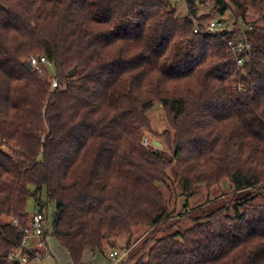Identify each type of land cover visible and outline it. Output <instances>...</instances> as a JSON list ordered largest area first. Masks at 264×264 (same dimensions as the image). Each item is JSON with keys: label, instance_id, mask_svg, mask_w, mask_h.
<instances>
[{"label": "trees", "instance_id": "16d2710c", "mask_svg": "<svg viewBox=\"0 0 264 264\" xmlns=\"http://www.w3.org/2000/svg\"><path fill=\"white\" fill-rule=\"evenodd\" d=\"M183 1L178 16L169 0H0V264H20L12 221L27 222L31 195L41 210L42 189L44 235L72 264L136 225L151 231L119 264H264V0ZM220 9L237 27L209 33ZM239 25L240 67L224 40ZM36 55L57 87L49 67H23ZM155 104L171 157L141 145ZM169 168L184 203L167 229L189 224L157 238L174 213L159 186ZM222 179L228 198L188 208L196 185Z\"/></svg>", "mask_w": 264, "mask_h": 264}, {"label": "rangeland", "instance_id": "374dc122", "mask_svg": "<svg viewBox=\"0 0 264 264\" xmlns=\"http://www.w3.org/2000/svg\"><path fill=\"white\" fill-rule=\"evenodd\" d=\"M169 2H170V5L174 7V9L176 10V14L178 16L186 14V7H185V3L183 0H169ZM210 8H211V3L209 1H206L203 5L199 6L198 14L209 12ZM219 19L223 21L224 26L234 28L235 20L225 9H220L214 15V19L211 21H217ZM48 71L50 75L54 73L51 67L48 68ZM147 114H148L147 117L149 118V124H148V128L142 130L141 145L146 146L150 151H154L156 149L157 153L160 151L164 153L165 156L171 157L172 149L168 144H166L165 137L161 136V133L167 128L165 111L160 105L155 104L148 111ZM152 141L160 142V146L155 147L154 145H152ZM171 169L169 168L166 171V173H168L166 182L164 184H160L159 186L163 192L164 198L168 201L169 210H172L174 213L171 215L170 219L154 227L155 230L157 229L155 233V237L157 238L162 235H165L169 231L182 229L189 224V221L183 218L179 223L173 225L171 229L169 230L167 229L168 226L171 225V223L175 220L177 213L182 211V204L184 203V197L181 195L178 196V194L181 192V188H179L180 186H178L177 181L174 178L173 173L171 172ZM231 193H232L231 188L227 186L226 179H222L218 184H215V185H205V184L196 185L195 193L189 196L188 208L189 209L196 208L197 206L204 204L206 200L214 199L215 197H220L222 194L224 195L225 198H228L231 195ZM39 197L42 202L41 210L47 217L46 228H47V231H49L52 204L47 202L46 193L43 189L40 191ZM219 200H221V197ZM25 209L28 215L32 214L34 210L39 209L38 205H36V200L33 195L28 197L26 201ZM148 231H151V230L146 225L133 226L131 228L130 233L115 239L116 240L115 246H117L118 244H121V245L125 244L126 241H129L130 243H136L139 240H141L146 234V232ZM46 242L48 244V249L51 254L50 255L47 254V252L42 250L41 248L42 251L40 252L39 256L36 257L35 259L30 260L26 264H56V261L58 262V264L62 263L61 257L58 254L59 249H62V248L60 247L58 242L55 240V238H53L49 234L47 235ZM137 244L138 243L131 246L130 247L131 249L129 251L133 250L134 247L137 246ZM105 245H107V243H104V246ZM40 247H43V246H40ZM123 253L127 254V252H123Z\"/></svg>", "mask_w": 264, "mask_h": 264}, {"label": "built area", "instance_id": "2783aa9c", "mask_svg": "<svg viewBox=\"0 0 264 264\" xmlns=\"http://www.w3.org/2000/svg\"><path fill=\"white\" fill-rule=\"evenodd\" d=\"M232 28L233 27L224 26V23L221 19L217 21H211L206 26L207 31L213 34H219L224 30H232ZM248 28L250 29L251 27ZM197 29L198 27L196 26L194 32H196ZM224 40L228 53L234 58L236 65L240 67L251 55V44L245 36L242 25L238 26L235 35ZM28 61L34 69H38L40 67L52 68L51 61H49L44 55L31 56ZM58 83L59 82L55 74L53 73L50 75V89L57 87ZM12 224L18 227L22 234V238L16 254H14L11 258H18L20 264H26L30 261L29 252L35 249V247H40L43 245V237L47 230V217L41 210L36 209L32 214L28 215L27 222L24 225L20 224L17 219H13ZM32 239L37 240L36 245L32 243ZM119 252L120 251L117 249H112L110 252V257L112 259H116L119 255ZM122 255H124V253L121 254V256Z\"/></svg>", "mask_w": 264, "mask_h": 264}, {"label": "crops", "instance_id": "0c3cea01", "mask_svg": "<svg viewBox=\"0 0 264 264\" xmlns=\"http://www.w3.org/2000/svg\"><path fill=\"white\" fill-rule=\"evenodd\" d=\"M46 238L47 235L43 237V247H35V250L38 252V255L40 254V252L42 250L46 251L47 254H51L49 249H48V244L46 242ZM32 243L34 245H36L37 240L36 239H32L31 240ZM113 244H107L105 246H103L102 250H90V249H86L83 251L82 253V257H81V264H119L120 259L123 257V255L121 256V254H123L122 252V246L121 244H118L117 246H111ZM61 247V246H60ZM114 247V248H113ZM42 248V250H41ZM62 248V247H61ZM112 249H117L119 250V255L116 259H112L110 257V252L112 251ZM62 250V251H60ZM59 256L61 257V264H72L71 260L68 256L67 251L62 248L59 249L58 251ZM46 254V253H45ZM43 256V255H41ZM32 260V259H30ZM56 264H58V262L56 261Z\"/></svg>", "mask_w": 264, "mask_h": 264}, {"label": "water", "instance_id": "95a60500", "mask_svg": "<svg viewBox=\"0 0 264 264\" xmlns=\"http://www.w3.org/2000/svg\"><path fill=\"white\" fill-rule=\"evenodd\" d=\"M23 67H24L26 70H28V71H30V70L32 69V66H31V64H30V62H29L28 60H25V61L23 62ZM74 72H75V67H73V68L70 70L69 73H70L71 75H73ZM152 145H154L155 147H159V146H160V142L152 141ZM154 152L156 153L157 150L155 149ZM111 246H113V245H111ZM13 262H15V263H19L18 258H14V259H13Z\"/></svg>", "mask_w": 264, "mask_h": 264}]
</instances>
